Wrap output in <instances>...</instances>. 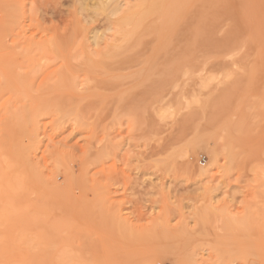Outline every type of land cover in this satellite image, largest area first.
I'll list each match as a JSON object with an SVG mask.
<instances>
[{
  "label": "rangeland",
  "instance_id": "374dc122",
  "mask_svg": "<svg viewBox=\"0 0 264 264\" xmlns=\"http://www.w3.org/2000/svg\"><path fill=\"white\" fill-rule=\"evenodd\" d=\"M102 2L0 0V264H262L264 0Z\"/></svg>",
  "mask_w": 264,
  "mask_h": 264
},
{
  "label": "bare ground",
  "instance_id": "6f19581e",
  "mask_svg": "<svg viewBox=\"0 0 264 264\" xmlns=\"http://www.w3.org/2000/svg\"><path fill=\"white\" fill-rule=\"evenodd\" d=\"M112 1H114V0H109V2H112ZM109 2H102V4H101V7H102V10H104V11H106V12H109V13H113V14H116V12L118 13L119 11L117 10L118 9V5H114L113 4V2H112V4L113 5H109L108 3ZM144 2V1H143ZM150 2V1H149ZM145 5V4H144ZM152 8V7H151ZM143 9V8H142ZM145 10V9H144ZM150 10V9H149ZM146 11H148V10H146ZM145 12V11H144ZM143 13V12H142ZM140 15V14H139ZM139 19H138V22H137V20H135V18H127V19H125V20H123L120 24H121V29L123 30H121L122 31V33L124 34V36L127 38V42H129L132 38H134V36L132 37V33H131V31H129V32H127L126 33V29H128L127 27L126 28H124V27H122V26H129V25H138V23H140L141 22V20H140V17H138ZM213 22V21H212ZM137 23V24H136ZM210 25H211V23H210ZM141 26V25H140ZM209 26V25H208ZM132 28H135V29H138V27L136 28V26H134V27H132ZM135 29H132V30H135ZM120 31V32H121ZM232 42V41H231ZM237 45H238V43H237ZM232 46V50H236V49H238V51H240L239 49L241 48V46H243V45H239L240 46V48H235V46H234V44H232L231 45ZM46 46L45 45H43V49L45 48ZM235 49H234V48ZM230 51H231V49H229ZM227 52H228V50H227ZM234 53H235V51H233ZM230 53H232V52H230ZM227 56H228V54H227ZM236 56V55H235ZM236 59V58H235ZM234 62H236L235 60H234ZM229 64H231V63H229ZM242 65V64H241ZM202 69V68H201ZM204 70V69H203ZM205 70H206V67H205ZM242 70V69H241ZM199 72V71H198ZM240 72V71H239ZM193 73V72H192ZM199 74V73H198ZM207 74V73H206ZM190 77H192V76H190ZM217 77V76H216ZM239 77V76H238ZM197 78V77H196ZM218 78V77H217ZM216 78V79H217ZM225 78V77H224ZM191 79V78H190ZM192 83V82H191ZM220 83V82H219ZM217 84V83H216ZM226 84V83H225ZM190 86V85H189ZM239 86V85H238ZM211 87H212V85H211ZM233 87H235V86H233ZM235 89V88H234ZM210 93V92H209ZM193 95V94H192ZM210 95H212V94H210ZM212 97V96H211ZM212 100V99H211ZM197 101V100H196ZM214 101V100H213ZM207 102V101H206ZM212 103V102H211ZM214 103V102H213ZM206 106V105H205ZM210 108V107H209ZM252 108V107H251ZM257 108V107H256ZM255 109V108H254ZM257 110V109H256ZM251 111H253V110H251ZM244 113H246V112H244ZM250 113V112H249ZM252 113V112H251ZM254 113V112H253ZM255 114V113H254ZM241 117V116H240ZM254 117V116H253ZM242 118V117H241ZM254 119V118H253ZM238 120V119H237ZM235 127V126H234ZM236 129V128H235ZM40 215V214H39ZM7 240V239H6ZM11 240V239H10ZM8 243V242H7ZM2 246V245H1ZM15 250V249H14ZM8 254V253H7ZM264 254V253H263ZM20 255V254H19ZM35 256V255H34ZM8 258V257H7ZM33 258V257H32ZM263 260H264V255H263ZM263 260H262V262H263ZM42 261V260H41ZM46 261V260H45ZM264 263V262H263ZM262 263V264H263ZM63 264V263H62Z\"/></svg>",
  "mask_w": 264,
  "mask_h": 264
}]
</instances>
